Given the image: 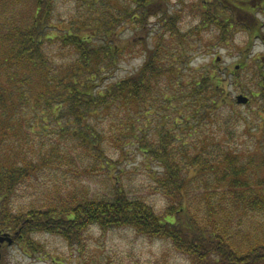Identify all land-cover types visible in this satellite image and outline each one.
Instances as JSON below:
<instances>
[{
    "label": "trees",
    "instance_id": "trees-1",
    "mask_svg": "<svg viewBox=\"0 0 264 264\" xmlns=\"http://www.w3.org/2000/svg\"><path fill=\"white\" fill-rule=\"evenodd\" d=\"M75 1L84 12L67 21L56 17V0H0V229L34 253L29 231L77 242L90 225L132 226L169 240L190 264H264V222L249 231L264 218V160L252 174L224 146L179 144L173 131L183 122L190 121L181 128L190 132L218 121L228 98L223 76L215 69L184 76L186 54H172L167 43L186 34L167 16L140 69L108 82L141 45L124 40L125 27L143 29L152 17L166 15L169 0H130L131 10L112 0ZM204 3L202 24L217 25L224 35L236 25L225 19L229 9L254 19L253 0ZM141 116L157 117L150 138ZM105 118L113 119L110 128L120 125L102 127ZM124 143L162 168L156 182L168 200L163 211L122 187L121 156L110 157L107 147ZM63 165L102 177L109 198L67 194L14 211L22 183Z\"/></svg>",
    "mask_w": 264,
    "mask_h": 264
},
{
    "label": "rangeland",
    "instance_id": "rangeland-1",
    "mask_svg": "<svg viewBox=\"0 0 264 264\" xmlns=\"http://www.w3.org/2000/svg\"><path fill=\"white\" fill-rule=\"evenodd\" d=\"M56 1L58 5L55 14L58 18L68 21L82 16L84 12L75 0ZM204 1H165L162 10H165L166 15L152 17L143 29L127 25L123 30L124 40L135 39L141 45L125 55L119 70L108 82L126 78L140 69L148 57V49L158 40L157 34L166 29L164 22H167L165 19L169 16L176 23L178 31L182 35L186 34L181 42L177 37L167 43L172 54H186L184 76L190 77L194 69H215L223 76L228 93L227 105L222 106L216 123H201L190 132L181 130L190 121L179 123L178 130L173 127L174 135L178 134L181 140L177 142L206 144L210 149L220 144L225 151L233 152L237 156L238 164L249 167V173L253 174L254 169L264 160V0H253L255 21L245 14L238 16L229 9L225 19L232 17L236 25L226 35L217 25L207 24L206 27L202 24ZM112 2L117 6L124 4L127 10L134 8L130 0ZM247 26L250 29L255 27L256 30L250 32L245 29ZM239 65L241 69L236 70ZM239 95L248 97L249 103L238 104ZM141 117V126H146L150 138L155 133L157 117ZM112 120L103 119L102 127L116 129L120 123L117 122L110 128ZM107 149L110 157L115 160L121 156L118 167L125 171L122 187L128 195L144 200L157 212L163 211L168 200L160 192L156 182L157 176L163 172L160 165L130 143L122 144V148L108 146ZM122 149L126 156L121 155ZM83 164L86 165L87 162ZM78 165H81L79 161ZM75 169L74 166L70 168L63 165L61 168L52 167L51 170L33 175V178L17 189L12 205L14 211L30 205L53 203L67 197V194L87 193L96 199L109 198L111 192L102 177L93 173L86 175L82 171L74 172ZM257 222L261 226L264 218L246 224L251 225L249 231ZM29 232L30 243L37 246L35 252L30 253L26 250V245H21L13 237L12 245L3 246L5 264H190L189 257L176 250L169 240L149 237L132 226L101 229L99 226L90 225L79 234L78 243L59 234L36 230Z\"/></svg>",
    "mask_w": 264,
    "mask_h": 264
},
{
    "label": "water",
    "instance_id": "water-1",
    "mask_svg": "<svg viewBox=\"0 0 264 264\" xmlns=\"http://www.w3.org/2000/svg\"><path fill=\"white\" fill-rule=\"evenodd\" d=\"M238 67V66H237ZM249 102V98L244 95L237 96V103L238 104H247ZM14 243V239L10 233L3 232L0 230V263L3 259V246L4 245H12Z\"/></svg>",
    "mask_w": 264,
    "mask_h": 264
}]
</instances>
